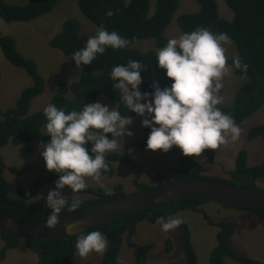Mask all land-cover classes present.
<instances>
[{"label": "trees", "instance_id": "16d2710c", "mask_svg": "<svg viewBox=\"0 0 264 264\" xmlns=\"http://www.w3.org/2000/svg\"><path fill=\"white\" fill-rule=\"evenodd\" d=\"M59 0H28L25 4H11L0 0V16L7 22L31 21L47 12L53 10ZM199 10L192 13H184L179 16V25L184 32H190L197 27L209 28L214 33H227L236 44L237 54L244 63L248 65L247 73L234 66V73L246 77L247 80L238 88L232 105L220 104L218 107L222 112L235 118L236 123L245 127V121L264 105V0H226L228 6L234 12L231 20L224 18L218 7L217 0H197ZM82 12L97 26L104 25L109 31H117L122 37L130 40L127 48L114 50L108 48L104 54L98 55L90 65H83L80 77L71 83L62 82L57 87L51 104L65 108L67 111L82 110L86 103L98 101L101 95H106L118 103V109L124 116L137 115L130 112L123 104L119 90H115L114 82L110 73L116 65H126L129 60H138L144 64L141 75L143 91H153V81H158L161 87L170 86L172 80L167 77L166 70L158 66L156 50L142 51L133 47V44L141 39L156 38V44L164 47L169 39L166 30L173 20L180 1L179 0H157L156 8L151 13V0H79ZM111 10L114 15L109 17L106 13ZM87 37L81 35V24L76 19H67L61 31L51 40V45L63 51L65 55L74 54L86 45ZM0 46L6 59L17 67H22L33 78L34 83L26 87L19 96L16 104L1 112L0 118V150L12 142L16 145L39 141L46 143L50 137L42 133L41 129L47 121L43 110L29 114L33 99L45 90V79L38 71L37 62L23 55L17 48L15 38L0 32ZM232 65V58L229 60ZM2 75L0 73V84ZM72 95V97L70 96ZM146 136L141 147H146L149 128H145ZM249 138L262 137L264 139V123L253 126L249 130ZM90 147V145H88ZM210 164L215 163V150L205 149ZM124 154L110 153L108 163L110 171L104 173L112 176L115 173L112 163L116 161H127ZM16 174H24L29 167L9 168ZM208 167L199 164L198 161L189 158H180L178 164L173 168V178H207L222 182L232 183V180L242 181L241 185L252 186L253 182L264 176V159L256 166L248 165V153L241 150L237 156L236 169L228 173L231 178L207 177L204 172ZM4 166H0V212L17 221H41L46 220L51 210L47 206L38 205L32 199L40 192L41 188L48 182L56 181L58 174L45 175L39 178L32 186L26 187L20 183L9 182L3 175ZM161 182L164 179L162 172L158 173ZM163 180V181H162ZM148 187L141 184L139 188ZM112 188L111 195H106L97 187H88L82 190L90 194L89 200L81 202L86 206L99 201L127 194L121 184ZM206 199H181L160 203L156 206L128 214L126 216L95 225L82 233L99 230L108 238V248L105 252L102 264H116L120 252L125 243L126 234H129V225H135L141 221H149L158 224V217H171L177 212L185 209L197 208ZM224 204V203H223ZM234 206L245 209L256 216L264 219V207L260 206ZM65 208L60 216L69 214ZM217 226V244L211 252L210 264H227L226 257L235 259L242 264H263L262 261L247 257L235 250L232 244V236L235 227L232 223L224 220L213 221ZM160 225V224H159ZM184 241L187 261L185 264H198V255L191 241V232L186 223L180 225ZM80 233V234H82ZM80 234L68 238H49L41 240H26L31 250L39 256L38 264H73V257L77 252L75 242ZM0 236L5 240V248H16L22 239L10 238L5 232L0 231ZM172 242L166 241L165 251H172ZM136 264H148L146 253L140 248L136 258Z\"/></svg>", "mask_w": 264, "mask_h": 264}, {"label": "rangeland", "instance_id": "374dc122", "mask_svg": "<svg viewBox=\"0 0 264 264\" xmlns=\"http://www.w3.org/2000/svg\"><path fill=\"white\" fill-rule=\"evenodd\" d=\"M11 4H25L28 0H4ZM130 0H126L129 2ZM180 5L173 16V20L166 30L168 38L177 37L183 33L179 25V16L184 13H192L199 10L197 0H179ZM157 0H151V13L156 8ZM221 15L231 20L234 12L228 6L226 0H217ZM67 19H76L81 24V35L89 37L95 34L97 24L91 21L82 12L79 0H59L50 12L33 19L31 21L7 22L0 16V32L15 38L18 50L25 56L34 59L38 65L39 73L45 79V90L35 97L31 103L29 114L43 110L51 104L57 87L62 82L71 83L80 77L82 68H77L74 54L65 55L63 51L51 45V40L61 31ZM156 38L141 39L133 44V47L145 50H160L156 44ZM229 60L236 56L237 47L231 40L230 45H226ZM83 67V65H82ZM0 73L2 80L0 84V110L5 111L16 104L19 96L26 87L34 83L33 78L22 67H17L10 63L0 46ZM246 77L238 76L234 73L233 67L229 75L223 80V88L220 95L223 96L224 105H232L234 96ZM141 90L143 91L142 87ZM72 97V95L70 94ZM100 102L118 109V103L111 100L106 95L99 97ZM133 123L129 126L134 132L131 137H125L124 148L118 152L127 156V161L113 162L114 175L108 176L104 173L101 176L102 183L113 187L121 184L124 192L132 193L137 191L141 184L154 186L161 182L160 172L164 174L163 180L173 178L172 170L178 164L180 158L189 157L196 161L199 158L185 156L182 150L173 146L168 152L162 150H149L141 147L146 130L142 125L143 117L139 115L130 116ZM0 118L2 115L0 114ZM264 123V105L253 113L242 128L239 140L221 145L215 150L216 159L214 164H210L209 157L204 151L202 153L203 165L208 167L204 172L207 177H218L223 179L231 178L228 173L236 169V160L241 150L248 153V165H259L264 159V139L262 137L249 138L251 127ZM46 134V127L41 129ZM151 129L149 128V134ZM148 134V136H149ZM42 142L31 141L16 145L9 142L0 150V166H4V177L9 182L20 183L23 186H32L39 178L45 175L57 173L46 168L45 160L41 155L40 145ZM109 154H106L108 161ZM28 166L30 169L24 174H16L9 168H22ZM162 180V181H163ZM89 187H97L99 182L88 178L86 181ZM234 184L242 181L232 180ZM252 187L264 190V176L257 178ZM55 188V181L46 183L40 192L32 199V202L46 206L45 199L49 190ZM66 195L71 196V189L66 186L63 190ZM81 202L89 200L92 196L81 191L76 194ZM173 218H180L186 223L191 232V241L198 255V264H210V255L217 244L218 227L212 225L213 221H228L235 227L232 236V244L237 252L250 258L262 261L264 264V219L256 216L252 212L234 206H227L221 202L207 200L197 208L185 209L172 215ZM172 242V251L166 253V241ZM26 240H22L16 248L6 249L5 240L0 236V264H38L39 256L27 245ZM140 248L146 253L148 264H185L187 255L185 253L182 230L179 226L174 231L164 232L161 225L152 224L149 221H141L135 226V230L129 237L126 234L124 246L120 252L116 264H136L137 255ZM103 254L91 253L87 258L81 259L78 253L73 257V264H102ZM227 264H242L233 258L226 257Z\"/></svg>", "mask_w": 264, "mask_h": 264}, {"label": "clouds", "instance_id": "9594fccd", "mask_svg": "<svg viewBox=\"0 0 264 264\" xmlns=\"http://www.w3.org/2000/svg\"><path fill=\"white\" fill-rule=\"evenodd\" d=\"M106 15L111 17L114 13L109 10ZM129 44V39L102 24L72 58L76 67L82 68L108 48L124 49ZM230 44L227 33H214L202 26L169 38L156 52V58L172 83L161 87L158 81H153L150 92L141 90L145 66L140 61L129 60L126 65L112 68L110 77L123 104L143 117L142 125L151 129L147 149L168 152L177 146L183 155L199 158L200 164L205 149L216 150L229 143V138L232 142L239 140L243 129L233 116L218 107L223 102L220 93L224 77L231 73L232 66L244 74L248 70L238 55L232 57V65L228 64L226 45ZM43 112L47 121L45 135L50 140L41 143V155L47 170H54L59 178L55 188L39 199H45L51 210L45 226L55 229L65 208L69 211L80 208L81 200L76 194L89 187L88 178L99 182V188L111 195L112 188L100 182L102 174L111 170L106 154L124 148L125 137L134 135L129 127L133 120L100 101L86 103L79 111L49 104ZM66 186L71 189V196L64 193ZM156 222L162 231L169 232L177 229L183 220L161 216ZM71 229V225L65 226V231ZM75 248L81 259L91 253L103 254L108 248V238L99 230L82 233Z\"/></svg>", "mask_w": 264, "mask_h": 264}, {"label": "water", "instance_id": "95a60500", "mask_svg": "<svg viewBox=\"0 0 264 264\" xmlns=\"http://www.w3.org/2000/svg\"><path fill=\"white\" fill-rule=\"evenodd\" d=\"M181 199L214 200L228 205L264 207V190L241 184H232L207 178H172L154 186L138 189L119 197L99 201L60 216L55 229H49L46 220L17 221L0 212V231L10 238L41 240L68 238L88 228L135 213L163 202ZM71 225V231L65 226ZM129 236L135 225H129Z\"/></svg>", "mask_w": 264, "mask_h": 264}, {"label": "crops", "instance_id": "0c3cea01", "mask_svg": "<svg viewBox=\"0 0 264 264\" xmlns=\"http://www.w3.org/2000/svg\"><path fill=\"white\" fill-rule=\"evenodd\" d=\"M35 253V252H34ZM37 255V253H35Z\"/></svg>", "mask_w": 264, "mask_h": 264}]
</instances>
